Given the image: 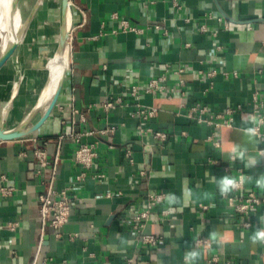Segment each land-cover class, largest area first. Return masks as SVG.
<instances>
[{
    "label": "crops",
    "instance_id": "crops-1",
    "mask_svg": "<svg viewBox=\"0 0 264 264\" xmlns=\"http://www.w3.org/2000/svg\"><path fill=\"white\" fill-rule=\"evenodd\" d=\"M143 1L69 0L70 58L55 106L32 135L0 141V264H183L185 251L197 240L202 250L197 264L213 257L219 264H264V246L248 239L264 217V200L244 228L243 216L227 206L212 181V176L236 177L239 171L253 177L264 173V160L249 169L222 154L225 145L245 139L238 129L254 93L264 102V0H179L180 8L171 0L147 6ZM41 7L45 16L38 17ZM56 21L58 29L59 0H42L0 67V116L6 129L16 127L36 105L45 83L43 60L48 46L58 43ZM122 21L140 31L123 27ZM151 78H159L169 92L144 91ZM132 85L141 87L136 98L127 94ZM116 97L122 104L104 110V101ZM49 101L27 126L42 116ZM194 103L215 115L230 108V124L216 129L188 119L186 111ZM136 104L156 107L146 126L165 132L164 141L139 134L137 119L130 115ZM108 128L113 131L100 132ZM73 132L81 142L96 145L88 169L74 161ZM211 133L219 147L207 139ZM38 147L46 151L45 168L35 155ZM55 162L54 189L70 187L73 196L59 236L50 227L41 230L39 213V195ZM244 186L264 198L254 182ZM2 188L10 193L1 194ZM187 189L191 196L185 195ZM158 193L164 199L136 230L133 215ZM169 193L179 202L170 205ZM214 230L225 243L208 248ZM141 232L156 236V245L143 244Z\"/></svg>",
    "mask_w": 264,
    "mask_h": 264
},
{
    "label": "built area",
    "instance_id": "built-area-1",
    "mask_svg": "<svg viewBox=\"0 0 264 264\" xmlns=\"http://www.w3.org/2000/svg\"><path fill=\"white\" fill-rule=\"evenodd\" d=\"M157 0H144L143 4L144 6H147L149 4L155 3ZM172 4L176 8L181 7V3L179 0H171ZM218 21L222 20V17H216ZM123 27L130 28L133 31H140L136 27L129 26V23L127 21H122ZM200 30L202 32H207V26L201 25ZM210 35L212 37L216 36V32H211ZM179 71H182V69H179ZM235 74V73H234ZM159 78H151L144 87V91L146 92H153L158 93L161 95H165L167 92H169L170 89H166V87L160 83ZM180 84H182V81H179ZM141 91V87L137 85H132L128 91V96L132 98H136ZM122 98L116 97V98H108L103 103V109L108 110L110 108H114L117 105L122 104ZM137 108L136 110L130 114L132 117L137 119V126L136 129L139 132V134L143 136H153L156 139H159L161 141H164L166 139V133L160 130H153L146 126V122L155 116L156 114V107L154 106H142L140 104H136ZM263 107L264 102L259 97L258 93L255 92L252 101H251V109L248 113H257L259 115L263 114ZM238 108H240L238 106ZM232 113V110L230 108H226L222 113L213 114L211 110L208 108V106L200 104V103H194L192 104L188 110L186 111V117L188 119H191L197 123H206L209 126H212L213 128H220L222 125H229L231 118L230 115ZM80 118H83V114L79 113ZM224 116H227L226 120H223L222 122L218 121L219 119L223 118ZM112 128L105 129L100 132H112ZM261 133L264 134V130L262 128L260 129ZM87 134H92L91 131L86 132ZM182 134H185V131H183ZM71 137L75 138L77 142V146L74 150V161L78 163L80 166H82L85 169H88L92 166L94 158L97 156V150L96 145L94 143H84L81 142L79 139V136L77 133H71ZM61 138L64 136L61 135ZM208 140H210L216 147H219V140L216 138L214 133H211L207 137ZM43 145L46 144V140L42 142ZM163 145H161L162 147ZM35 155L37 156L39 160L40 167L45 168L49 165V160L47 158L46 151L42 147H38L35 150ZM127 157L130 158L131 154L129 151L126 153ZM131 161V158H130ZM225 169H227L225 167ZM56 174V162L55 165H52L51 167V176L49 178V181L47 183L46 190L39 195V213H40V221H41V230L43 231L45 227H50L55 235L59 236L61 235V229L63 225L68 221L70 210L72 206L73 196L69 195V189L70 187H65L61 190H55L53 187L54 184V178ZM84 175V172L80 173L76 176V181H80L82 179V176ZM244 176L242 172L239 171L238 175L236 177ZM10 193V189L7 190L5 188L1 189V194H8ZM221 196V195H220ZM225 201L228 207H230L236 214L243 216V222L242 226L244 228L250 227V220L249 214L254 211L258 205L264 200L263 197L259 196L255 191L246 189L244 184L241 186L239 190H236L232 193H230L226 197H222ZM164 199V194L158 193V194H152L148 196V201L146 202V206L139 212L135 213L132 217L133 220V227L136 230H141L144 222L147 220L149 216L150 210L156 206V204L162 202ZM205 209L206 206H203ZM142 233V232H141ZM139 239L143 244L148 245H156L157 238L153 234H145L142 233L139 236ZM43 237L41 236L39 238L36 256L38 257V251L42 245ZM35 261L33 263H35ZM206 264H219L216 261V258H211ZM220 264H232L230 262H224Z\"/></svg>",
    "mask_w": 264,
    "mask_h": 264
},
{
    "label": "clouds",
    "instance_id": "clouds-1",
    "mask_svg": "<svg viewBox=\"0 0 264 264\" xmlns=\"http://www.w3.org/2000/svg\"><path fill=\"white\" fill-rule=\"evenodd\" d=\"M264 127V115L255 112L246 113L241 117V127L238 129L243 138V142H231L222 148V154L226 160L231 163L240 161L249 169L255 168L258 163L264 160V149L259 148L260 143L264 142V134L260 129ZM212 181L216 184L219 194L222 197L228 196L230 193L239 190L245 183H253L258 189L264 190V173L253 176L235 177L232 175H224L220 178L212 176ZM191 189L185 191L186 196H191ZM167 202L171 204L178 203V198L169 193ZM252 244L264 246V217L260 218L259 226L255 228L253 233L248 237ZM225 237L217 231L209 233L207 247L211 248L213 244L223 246ZM199 240L195 241V246L190 250H186L183 256V264H197L202 256Z\"/></svg>",
    "mask_w": 264,
    "mask_h": 264
},
{
    "label": "bare ground",
    "instance_id": "bare-ground-1",
    "mask_svg": "<svg viewBox=\"0 0 264 264\" xmlns=\"http://www.w3.org/2000/svg\"><path fill=\"white\" fill-rule=\"evenodd\" d=\"M25 7L28 8V11L25 12L26 9L24 11H21L23 8L22 9L20 8L19 0H0V41H1L0 53H2L5 49H7V47L10 44L16 43L18 40H20V37L22 36V33L20 32L21 31L23 32L25 28L24 24H26L25 21L28 18V17L26 18V16L29 13V11L33 8L32 5H25L24 8ZM45 10L46 9L43 7L39 8L36 11L38 17L45 16L44 15ZM68 11L69 9L67 8L66 25L64 26L63 29V33H67V37L65 41H63V44L60 46H58V44H53L51 46H48L49 52L46 57L47 60L45 63H43V66L41 67L42 68L41 71L45 83L36 101L37 109L42 110L46 106L47 100L53 95L55 87L62 76L63 69L65 68L67 69L69 65V58H70L69 40H70L71 21L69 18ZM55 25L56 26L54 27L53 30L54 33L57 35V33H59L58 30L59 28L57 29V27L59 26V22L56 21ZM17 45L18 43H16V46ZM47 63H49V66L47 73H45Z\"/></svg>",
    "mask_w": 264,
    "mask_h": 264
},
{
    "label": "water",
    "instance_id": "water-1",
    "mask_svg": "<svg viewBox=\"0 0 264 264\" xmlns=\"http://www.w3.org/2000/svg\"><path fill=\"white\" fill-rule=\"evenodd\" d=\"M42 0H36L33 9L26 19L25 23L27 24L28 20L31 18L32 14L34 13L36 7L41 3ZM60 2V27H59V37H58V46L63 44V41H65L67 37V33H63L64 26L66 25V14H67V8L69 6V0H59ZM24 24V27L26 26ZM23 29V27H22ZM22 33V31L20 32ZM20 40H18L16 43H18ZM16 43L10 44L7 49H5L2 53H0V67L9 59V57L13 54V51L15 50ZM42 52H46L45 48H42ZM47 59H44L43 62L45 63ZM66 68L63 69L62 76L57 83L54 93L51 97V100L49 101V104L42 114V116L32 125L27 126V123L31 119L32 115L36 111V105L31 109V111L27 114V116L14 128L6 129L4 123H3V116H0V141H10L15 139H21L28 137L32 135L48 118V116L51 114L55 103L57 101L59 92L61 90L63 78L65 75ZM49 81V80H48Z\"/></svg>",
    "mask_w": 264,
    "mask_h": 264
},
{
    "label": "rangeland",
    "instance_id": "rangeland-1",
    "mask_svg": "<svg viewBox=\"0 0 264 264\" xmlns=\"http://www.w3.org/2000/svg\"><path fill=\"white\" fill-rule=\"evenodd\" d=\"M27 1H29V0H22V1L19 0V5H20V8H21V9H22V8L24 9V6L26 5V2H27ZM32 1H34V0H31V2H32ZM27 9H28V8H27ZM21 11H22V10H21ZM58 34H59V33H57V36H58ZM69 44H70V40H69ZM0 45H1V41H0ZM41 76H42V78H43V74H42V72H41ZM43 81H44V78H43ZM43 86H44V84L42 85V87H41L39 93L41 92ZM39 93H38V95H37L36 101H37V99H38ZM50 98H51V97H50ZM50 98L47 100V103H48V101L50 100ZM35 104H36V103H35ZM35 104H34V105H35ZM10 126H12V125H10Z\"/></svg>",
    "mask_w": 264,
    "mask_h": 264
}]
</instances>
